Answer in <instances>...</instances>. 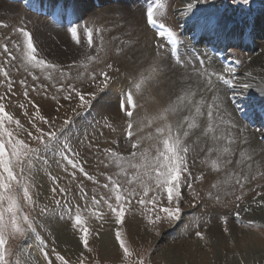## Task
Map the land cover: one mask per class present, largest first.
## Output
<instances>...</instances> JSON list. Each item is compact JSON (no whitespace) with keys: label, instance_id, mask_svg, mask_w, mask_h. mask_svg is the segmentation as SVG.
Returning <instances> with one entry per match:
<instances>
[{"label":"rangeland","instance_id":"rangeland-1","mask_svg":"<svg viewBox=\"0 0 264 264\" xmlns=\"http://www.w3.org/2000/svg\"><path fill=\"white\" fill-rule=\"evenodd\" d=\"M74 1V4L78 2ZM99 1L106 5L107 12L99 11L102 7H92L93 0L78 2V6L86 9L79 14L94 12L90 19V25L94 27H91L104 29L100 34L94 31V44L89 48L86 40L85 43H75L71 35L34 18L20 4L0 0V65L7 68L13 81L12 93H8L7 82L0 76V95L5 96L3 102L6 111L14 120L19 119L24 129L36 134L29 122L35 110L28 100L39 105V116L49 123L45 124L37 117V127L48 132L58 131L63 126V132L58 133L61 144L65 140L70 143L72 150L79 153L77 159L85 171L96 181L88 180L78 169L73 170L70 166L65 172V162L53 154L55 150L42 153L48 164L37 161L33 169L31 183L34 186L30 192L34 204H26L22 193H19V203L23 206V212L34 220L36 232L23 236L10 230L6 233L5 250L11 253L7 257L10 264L16 260L20 264H47L41 248L48 251L53 264H60L55 259V253L62 255L68 264H80L81 260L83 264H138L140 259L144 264H264V108H257L259 114L255 111L256 117L260 121H257V126L251 127L248 121L239 116L240 112H246L242 102L247 101L239 96L244 93L239 84L240 76L235 77L236 89L228 88L230 85L217 80L215 76L209 85L202 75L205 70L228 76L227 79L231 75L222 65L223 68L210 65L211 61L204 63L202 68L192 54L199 48L184 47L186 33L182 36L181 20L175 10L179 0H165V8L158 10L161 12L158 18L183 40L182 47L190 53L180 63H176L169 52L163 49L156 51L154 42L158 41H154L155 32L145 23L147 7L142 1H135L130 6H125L124 2L115 5L113 0ZM199 5L196 14L198 18L206 19L207 24L214 20L220 25L239 22L252 24L255 21L259 23L261 17L264 28V0H248L247 4L243 0H203ZM21 27L32 34L39 57L56 65L55 70L34 69L32 74L24 71V37L16 31ZM81 37H84L83 32ZM5 43L17 57L11 64L7 63L11 58L3 52ZM234 45L229 46L226 53L236 63L235 70L242 71L250 65L256 53ZM117 48L120 49L119 53L116 52ZM138 51L142 55L138 54L135 62L130 56ZM89 56L97 59L88 60ZM108 63L113 66L110 70L106 68ZM101 70L109 72L107 87L101 82L102 78L98 77L95 82L90 79L93 71L98 74ZM33 75L37 76L36 80H33ZM148 76H151V80L142 85L141 91H136L135 84ZM21 80L27 81V98L24 96V86L19 83ZM61 84L65 87L72 84L82 92L96 93L94 99L88 97L92 100L91 106L79 109L78 99L65 100L67 91H58ZM200 84H204L201 98L197 92ZM33 85L37 87L36 91H32ZM129 90L136 103V108L132 110L131 140L126 138L129 118L120 110L121 98ZM234 92L238 94L235 100L232 99ZM20 104L25 105L29 117L24 115L25 109L20 108ZM209 106H212L211 117ZM197 108L200 109L199 113ZM66 119L71 121L67 125L64 124ZM189 124H194V127L189 128ZM6 126L30 146H37V142L27 137L26 132L17 130L14 123ZM157 129L164 131L158 133ZM169 130L173 134L178 131L183 144L189 149L187 161L191 175H184L192 188L189 189L187 183L182 185L179 218L150 223L157 214H164L158 208L152 211V205L138 204L136 200L139 196L127 206L123 223L116 222V217L106 205L94 209L90 203L94 193L97 199L104 195L115 204L112 194L102 187L108 183L109 176L124 187L142 192L139 180L128 183L139 173L140 179L145 180L152 189L149 197L155 194V182L147 181L145 169L134 168L130 164L145 163L140 155L145 149L150 162L156 155V148H162L160 141L167 137ZM185 131L188 132L187 136L183 135ZM138 139L137 156L133 158L131 144ZM105 149L115 151L126 159L117 161ZM213 162L216 163L215 168ZM73 171L76 172L74 177L71 175ZM49 173L59 179L60 187L70 190V197H61L57 193L53 198ZM80 185L88 193V201L80 199ZM160 195L161 206L167 207L166 193ZM56 200L61 201V206H57ZM69 205L72 216L76 214V205H80V214L89 229L90 251L84 248L80 241L81 232L74 227L69 213L65 211ZM7 206L5 201L4 208ZM41 208L47 211L42 213ZM96 211L102 218L93 214ZM237 212L239 218L235 215ZM10 219V214L5 211V223H10ZM52 222L60 224L61 231L64 230L62 235L53 229ZM117 231L131 253L128 257H125L116 239ZM196 232H201L203 238L197 237ZM27 239L32 240L31 247L35 249L23 246ZM41 240L44 244H41Z\"/></svg>","mask_w":264,"mask_h":264},{"label":"snow or ice","instance_id":"snow-or-ice-1","mask_svg":"<svg viewBox=\"0 0 264 264\" xmlns=\"http://www.w3.org/2000/svg\"><path fill=\"white\" fill-rule=\"evenodd\" d=\"M245 4L248 3V0H243ZM165 8V4L162 0H155V3H151L147 6L146 10V25L152 29H157L156 35L159 37L167 36L168 40L175 45L177 43L176 33L168 28L164 23L160 21L158 18L161 15V12L158 10H163ZM192 5H188V9L190 10ZM83 28V33L87 40V45L89 48L93 47L94 44V31L96 34H100L104 29L96 28L93 29L89 25L85 24L83 26L79 24H73L68 28V31L71 35L72 40L79 44L80 41V29ZM23 37V54H22V62L24 71L32 74V70L39 69L42 71H47L49 69L55 70L56 65L47 62L42 59L38 55V49L33 42L32 34L27 31L25 28L21 27L16 29ZM101 46H103V37H101ZM19 47V45H16ZM3 52L7 53L9 59L7 63L11 64L12 61L16 60L17 57L13 54V52L9 51L8 45L5 43L3 46ZM116 52L119 53L120 49L117 48ZM172 54L176 56L177 62L180 63V57L177 53V49L174 47L172 49ZM97 57L89 56L88 60H95ZM204 60H199V64L201 67H204ZM238 63V62H237ZM112 64H106L107 69H112ZM225 71L231 74V79L225 78L223 74L219 73H209L206 70L202 73L208 80L209 85L211 84V78L215 76L217 80L230 85L235 88V77L236 70L235 68H229ZM155 72V69H153ZM63 75V73H61ZM248 76H251L252 73H247ZM0 76H3L7 82L8 93H12L13 81L10 78L9 71L3 65H0ZM102 78V83L105 87L108 85V81L110 79L109 72L105 70H101L98 74L93 71L90 74V79L95 82L97 79ZM33 80L37 79V76H32ZM49 79L51 76L49 75ZM151 76L142 77L138 83L135 84L136 91H141L142 85L146 83V81H150ZM21 86H24V96L27 98L29 95L27 81L21 80L19 82ZM43 88V85H40ZM243 89H249L251 87L250 84H242L240 85ZM37 87L35 85L32 86V91H36ZM58 91H67V95H65V100H73L78 99L77 108L79 109H87L91 106L92 99L95 98L96 93L94 92H82L79 88L75 87L72 84L65 85L61 84L58 87ZM237 93H233L232 99L235 100ZM5 96L0 95V264H10L9 259L7 258L11 255L10 252H6L5 244H6V233L11 231L13 234L26 235L27 233H35L36 227L35 222L30 216L23 212V206L19 203V193H22L23 200L29 206L34 204L32 194L30 192V188L34 185L31 183L32 180V172L35 168L36 162L41 161L43 164L47 165L48 160L42 156V153L47 154L49 151L55 150L54 155H58L60 157V161L65 162L64 171H68V166H70L73 170L78 169L79 173H81L88 180L96 182L95 178L88 174L85 171V168L77 159L79 153L74 152L70 143L65 140L62 144L60 142L59 132H63V126L58 131H48L45 132L42 128L37 127L36 119L39 118L45 124H48L49 121L43 116H39V105H36L32 100H28V103L32 105L35 112L29 117V113L27 112L25 105L20 104L19 107L25 109L24 115L29 117V122L32 128L35 129V133L33 134L31 131L24 129L19 119H15L14 117L5 109ZM136 108V103L133 99V93L129 90L120 101V110L125 113V115L129 118L127 121V135L126 138L131 140L133 137V109ZM75 111V109L73 110ZM197 113H199L200 109H196ZM79 114V113H77ZM212 116V106H209V117ZM71 121L66 119L64 124L67 125ZM15 124L16 129L26 132L27 137L37 142L36 147L30 146L29 143L26 142L25 139L19 138L14 132L7 127L6 125ZM110 126V125H109ZM189 128L194 127V124H189ZM163 129H157L158 133H163ZM184 136L188 135V132L185 131L183 133ZM162 144L161 147L156 148V155L148 161L147 149L144 152H141L140 155L144 158L145 163L142 165L130 164L131 167L140 168L143 167L145 169L144 176L147 178V181L155 182V194L149 197V191L152 189L146 183L145 180L140 179L139 173L136 176H133L129 179L128 183L131 184L134 180H139L141 187L143 189L142 192H137L133 188L124 187L121 183L113 179L111 176L107 177L108 183L102 185L104 189H107L109 193L112 194V198L115 200V204L111 202V198H106L104 195H100L99 199H97L96 194L94 193L91 196V206L94 209H99L102 204L106 205L107 208L111 211V213L116 217L117 223H123L125 212L127 210V206L131 204L132 200L139 196V199L136 202L140 205H152V211H156L159 209V212H162L164 215L160 216L157 214L154 220H150V223H156L162 219L173 220L178 219L180 214L179 203L182 199V185L187 183V177L184 175L188 173V147L185 146L182 142L181 135L177 131L176 134H173L171 130L166 138L160 141ZM140 144V140H136L131 144L133 152L131 153V157H136L137 152L135 151ZM227 151V149H225ZM105 152L110 153L112 157H116L117 161L124 160L126 158L121 157L117 152L112 151L110 149H105ZM216 167V163L213 162V168ZM71 175L74 177L76 172L73 171ZM49 177L52 181L53 187L51 188V192L53 194V198L56 197L57 193L61 197H70L72 194L68 188L60 187L59 179L56 176H52L49 173ZM202 177H196L195 179H201ZM239 183V181H238ZM15 185V187H14ZM187 187L189 189L192 188L191 183H187ZM160 193H166L167 204L168 206H161V195ZM79 196L81 200L88 201V193L85 191L82 185L79 186ZM217 201L219 200V196L216 197ZM239 200L240 197H237ZM7 201V208H4V203ZM264 202V201H262ZM64 203L67 205L68 201L65 199ZM175 203V206L173 204ZM57 206H61V201L56 200ZM87 206V205H86ZM248 209H245L247 211ZM7 211L10 214V223L6 224L4 220V212ZM47 209L41 208V212H45ZM65 211L69 213L70 219L73 221L74 227H76L80 232V241L83 244L85 249H89V229L85 226V220L80 214V205H76V214L74 216L71 215L72 207L69 205ZM99 218H102L101 214L96 211L93 212ZM236 217L239 218V212L235 213ZM226 222V221H225ZM252 222L250 221L249 224ZM227 231V229H225ZM196 236L203 238V234L201 232H196ZM116 239L120 243V247L123 250L125 257L131 255L128 247L125 245V242L121 239L120 232H116ZM41 244H44V241H40ZM55 250H53L54 252ZM41 252L43 254L44 259L47 264H53L52 259L49 257L48 251L44 248H41ZM83 255V254H81ZM56 261H59L60 264H68V261L60 255L59 253H55ZM14 264H20L19 260H16ZM80 264H83V260H81ZM138 264H144L143 259L138 261Z\"/></svg>","mask_w":264,"mask_h":264},{"label":"bare ground","instance_id":"bare-ground-1","mask_svg":"<svg viewBox=\"0 0 264 264\" xmlns=\"http://www.w3.org/2000/svg\"><path fill=\"white\" fill-rule=\"evenodd\" d=\"M61 1L62 0H60V2ZM77 1L79 2L80 0H77ZM139 1H141V0H137V2H139ZM202 1L203 0H179L178 5L175 8V10L177 9V11H178V15H179L178 18H180V20H181L180 21V23L182 24L181 30L183 32H186V34H187V36L185 38V46L186 47H191V48H193L195 50L199 48V50L202 52L201 48L204 45H202L200 43L201 42L203 43L204 40H207V41L211 42V40L213 41V39H215L217 37V43L220 41L221 42V46H223V43L226 42V43H228V45L229 44H231V45L232 44H236L237 47H240V48L244 47V49L245 48L247 49V50L245 49L246 51L249 50V52L251 51L252 53H256L254 55L253 60H251L250 65L248 67L246 66V68L244 70H242V71H236V76L238 75L241 78L240 81H239L240 85L245 84V83L251 85V87L249 89H244V93L240 92V93H243V94H240L239 96L243 97V100H247L245 103L242 102L243 107L246 110L251 108V107H253L254 105H256V108H264V88H263L264 87V42H263V39H264V28L261 25L263 19L261 17H259V20H258L259 23H256V21H255L252 24H248L246 22L245 23L239 22V23H237L235 25H230V24L220 25L217 22V20L216 21L215 20L211 21L209 24H207L206 23L207 22L206 19L198 18L199 15L196 14V11H198L196 9L199 8L198 7L199 2H202ZM78 2H76L72 6V9L75 11V16L77 18L87 19V21L89 23L92 22L90 19H92V14L94 12H92L90 10H87V12L90 11L91 14H89V13H88V15H84L85 13L82 14V15L79 14L80 11L83 12L86 9H83V7L78 6ZM99 2L102 3L101 1H99ZM113 2H115V5L118 4V3L124 2L125 6H130V5L133 4V2H135V0H113ZM79 4H80V2H79ZM102 4H103L102 8L99 11L102 10V13L103 12L105 13L107 8H105L106 5L104 3H102ZM188 5H192V8L190 10L188 9ZM91 6L93 7L95 5L93 4ZM77 9H79V11ZM103 9H104V11H103ZM95 14H97V13H95ZM95 14L93 15V19L95 18L94 17ZM30 15H32V14H30ZM32 16L34 18H36V19L41 20V22H48L50 27L54 28V26L50 23L49 20H46L45 18H40V17L34 16V15H32ZM93 22H94V20H93ZM205 23L207 25H205ZM91 26L94 27V25H90V27ZM56 29L64 31V32H66L67 34L70 35V33H69L67 28L58 27ZM195 30H197V31H195ZM201 32H203L202 39H200V41L196 45V44H194V40L197 39L196 36H198L199 33H201ZM192 35H193V37H192ZM154 41H158V40L155 39ZM236 45H234V46H236ZM145 52L146 51L144 50V53ZM206 52L208 53L207 49H206ZM138 54L142 55V52L138 51V52L135 53L134 56L132 55L130 57H132L134 59V61L136 62L138 60ZM147 55H148V53H147ZM145 56H146V54H145ZM210 57L211 56L207 57L208 61H211L210 65L214 64L215 66L217 65V67L221 66L218 63L217 59L210 58ZM142 58L143 57H141V59ZM150 68H152V67L150 66ZM249 72L252 73L251 76L247 75V73H249ZM203 86H204V84H202V85L200 84V87H199L200 89L197 90V92L199 93V98H201L202 95H203V94H201L202 93L201 91H203V89H202ZM235 89H236V87H235ZM263 137H264V134H263ZM52 224H53V229L57 230V234L62 235L61 232L64 233V230L61 231V228L59 227L60 224L59 225L58 224H54L53 222H52ZM31 241L28 240V239L25 240V242H23V246L28 247V249L29 248L35 249V247H31L32 246L31 245Z\"/></svg>","mask_w":264,"mask_h":264}]
</instances>
